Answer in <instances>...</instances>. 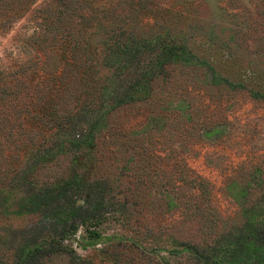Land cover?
Wrapping results in <instances>:
<instances>
[{
    "label": "trees",
    "instance_id": "16d2710c",
    "mask_svg": "<svg viewBox=\"0 0 264 264\" xmlns=\"http://www.w3.org/2000/svg\"><path fill=\"white\" fill-rule=\"evenodd\" d=\"M148 2L153 0H0V34L20 18L32 23L30 31L15 35L24 62L0 74V214L36 216L15 227L6 248L11 254L0 264L73 256L68 240L81 226L76 244L83 249L110 238L101 228L112 211L109 179L90 173L96 138L116 109L147 100L152 82L168 79V65L206 64L197 76L204 85L245 88L200 60L186 36L157 25ZM182 103L177 109L184 113ZM216 131L215 125L202 127L199 137ZM60 154L69 160L67 171L39 180L37 170ZM188 173L175 176L172 205L178 208L187 188L198 197L208 193L202 177ZM258 173L256 168L251 177ZM251 182L226 185L239 207L238 223L218 228L209 241L176 239L183 246L173 251L192 255L193 264H264V195L247 202Z\"/></svg>",
    "mask_w": 264,
    "mask_h": 264
},
{
    "label": "rangeland",
    "instance_id": "374dc122",
    "mask_svg": "<svg viewBox=\"0 0 264 264\" xmlns=\"http://www.w3.org/2000/svg\"><path fill=\"white\" fill-rule=\"evenodd\" d=\"M147 6L156 12L157 25L186 36L200 60L245 88L204 85L197 76L206 64H170L168 79L152 82L147 100L116 109L96 138L90 166L93 176L109 179L112 211L101 228L111 236L83 249L76 244L84 233L81 226L68 240L73 256L56 254L41 264H193L192 255L173 251L183 246L176 239L209 241L218 228L240 220L228 183L252 180L247 202L264 195V97L248 91L264 92V0H153ZM31 24L20 18L0 34V74L24 62L15 38ZM182 98L184 103L178 102ZM180 103L184 113L177 109ZM213 125L216 135L204 139L219 135L214 142L199 137L202 127ZM68 165L60 154L35 175L51 179ZM256 168L260 178L251 177ZM178 171L202 177L206 197L189 187L180 193L184 204L172 205ZM35 219L0 214V257L11 254L6 248L15 227Z\"/></svg>",
    "mask_w": 264,
    "mask_h": 264
}]
</instances>
